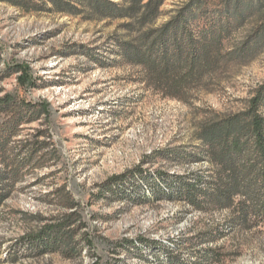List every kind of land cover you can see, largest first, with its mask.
I'll return each mask as SVG.
<instances>
[{
	"label": "rangeland",
	"instance_id": "rangeland-1",
	"mask_svg": "<svg viewBox=\"0 0 264 264\" xmlns=\"http://www.w3.org/2000/svg\"><path fill=\"white\" fill-rule=\"evenodd\" d=\"M189 1L167 0L155 28ZM124 24L88 11L26 12L0 2V96L47 102L49 120L24 126L22 136L45 129L52 138L46 167L25 175L0 205V264H92L98 258L101 264H170L171 256L177 264H264L263 223L233 227L228 211L193 210L177 198L154 195L139 180L124 196L103 191L112 177L138 169L209 176L197 139L201 124L246 108L264 84V48L222 67L186 103L149 86L142 68L120 55L118 41L136 37ZM253 25L239 29L228 46ZM8 66L28 68L31 83H20L22 73ZM66 195L80 204L92 253L75 259L32 254L23 239L67 212ZM126 240L155 245L128 250L121 245ZM12 252L18 253L13 262Z\"/></svg>",
	"mask_w": 264,
	"mask_h": 264
},
{
	"label": "trees",
	"instance_id": "trees-1",
	"mask_svg": "<svg viewBox=\"0 0 264 264\" xmlns=\"http://www.w3.org/2000/svg\"><path fill=\"white\" fill-rule=\"evenodd\" d=\"M121 1L0 0L26 12L79 15L88 11L99 19L125 21V30L136 37L118 41L120 55L142 68L149 86L165 97L186 103L222 67L250 60L264 48V0H190L156 28L167 0ZM250 22H254L252 30L228 46L234 34ZM7 69L22 73L20 83H31L28 68ZM43 117L44 123L50 118L47 102L32 103L9 93L0 96V205L25 175L46 167L49 161L52 138L45 129L22 136L24 126ZM197 139L202 143L200 153L212 168L209 176L161 171L152 175L138 169L109 179L104 193L124 196L129 191L126 186L139 180L151 187L154 195L177 198L193 210L228 211L233 227L264 224V84L256 89L244 110L215 114L204 121ZM62 202L67 212L47 220L23 239V246L32 254L59 253L75 259L83 258L84 251L92 253L95 244L82 220L80 204L71 195ZM142 244L155 245L146 240H126L121 245L136 250ZM212 252L207 249L204 254L210 256ZM17 257L18 253L12 252L9 260ZM175 260L171 256L170 264H177ZM92 264H101V260ZM178 264L185 263L179 260Z\"/></svg>",
	"mask_w": 264,
	"mask_h": 264
}]
</instances>
